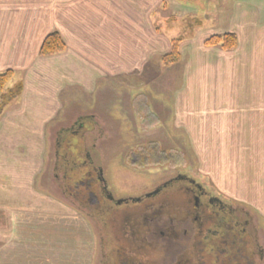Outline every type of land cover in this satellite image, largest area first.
Here are the masks:
<instances>
[{
  "label": "rangeland",
  "instance_id": "374dc122",
  "mask_svg": "<svg viewBox=\"0 0 264 264\" xmlns=\"http://www.w3.org/2000/svg\"><path fill=\"white\" fill-rule=\"evenodd\" d=\"M233 1L164 0L161 7L153 11L150 22L159 30L161 36H166L171 41L169 50L165 51L162 57L148 60L146 69L133 65L130 75L126 73L117 77L116 89L112 86L101 89L100 100L94 105L89 106V101L77 102L72 99L67 101L65 106L63 97H70V94L66 93L75 92V85H63L57 80L59 70L56 65L45 71L43 82L28 84V97L31 95L37 102L41 99L51 101L53 110L60 106L65 107V114L56 117L54 121H66L62 125L63 128L78 121L77 111L80 109L76 108H82L83 111L89 108L86 114L97 116L98 122L104 128V137L99 139L97 154L104 168L107 186L115 198L141 196L168 180L179 169L227 205L243 207L250 212L255 219L259 241L264 245V172L254 175L253 180L259 181L260 184L257 191V186L252 190L255 193L241 189L238 195H227L230 192L225 187L221 188L217 178L219 173L211 169V164L215 165L213 161L220 159V149L208 148V154L205 155L203 134L206 125L196 115L197 112L208 108L204 107V103L206 100L210 103L213 92L219 93L220 98L214 101L212 108L219 107L223 88L218 87L215 91L212 88H217L222 82L223 85L219 86H226L220 79L225 71L224 60H216L217 71L207 70V77L203 73L204 67L210 64V56H213L209 55L212 53L209 49L220 51L219 48L205 46L206 40L212 36L234 34L230 32L233 30L238 32L240 22L251 23L254 25V32L253 29L243 31L245 51L253 55L259 53L264 58V28L260 29L258 25L259 22L264 25V22L257 20V24L253 19H239L238 15L235 18L233 14L259 12L264 18V0H239V4ZM254 37L257 39L252 42ZM175 40L181 41L178 47L179 60L174 64L165 65L162 58L171 51L172 42ZM146 41L148 40L141 32L139 44L142 46ZM147 45H150V39ZM212 63L214 64L213 59ZM190 77H197L192 85ZM145 80L147 82L143 84ZM14 81L13 77L4 94L15 86ZM255 84L264 85L262 81ZM33 88L39 92L35 93ZM231 89L236 91L234 84H231ZM22 92L6 108L19 100ZM57 92L58 101L55 99ZM138 93L142 94L143 99L136 96ZM206 95L208 98L203 99ZM232 96L237 103L234 93ZM28 100L27 98V103L31 101ZM4 113L5 111L0 114V118ZM195 118L197 120H193ZM56 131L52 132L53 136ZM83 134L84 138L70 134L66 138L77 146L88 144L96 138V134L91 130ZM53 140L55 141L51 149L47 147L44 151L40 148H30L20 150L15 155L12 152L5 154L0 151V264H101L102 253H112L115 247L109 241H114L111 231L121 241L124 240V232L127 230H119L123 224L122 217L118 218L121 221L115 222L114 218H111L112 214L107 213V217L101 215V220L106 221L107 225L102 222L94 223L57 190L54 161L55 148L60 141L56 135ZM211 143L215 145L218 141ZM68 150H72L76 155L79 147ZM220 165L217 168H220ZM245 166L246 172L243 176H247L251 170V166ZM167 197L169 200H176L169 192L164 193L162 199ZM179 197L180 205L191 206L192 197L189 199L186 194L181 193ZM183 206L181 208H184ZM110 219L117 227H108L109 221L111 224ZM159 230L161 229H156L155 232L158 233ZM204 235L202 232L200 237ZM166 240L168 239L155 242L157 246L159 244L160 249L154 248L155 252L151 257L160 261L157 264H175L178 259L175 253L180 255L184 250L182 247H175L170 251L164 242ZM102 243L104 247H101ZM198 248L197 246V250ZM156 250L166 251V258L159 260ZM193 251L195 255L189 262L194 261L197 264L196 250ZM147 259L143 258L146 264ZM215 260L216 257L212 256L206 260V264H219L214 262ZM110 263L113 264L114 259L110 260Z\"/></svg>",
  "mask_w": 264,
  "mask_h": 264
},
{
  "label": "crops",
  "instance_id": "0c3cea01",
  "mask_svg": "<svg viewBox=\"0 0 264 264\" xmlns=\"http://www.w3.org/2000/svg\"><path fill=\"white\" fill-rule=\"evenodd\" d=\"M163 3L164 0H0V74L11 71L15 79L13 84L23 86L21 98L6 108L0 118L1 153L15 155L23 149H51L53 138L60 135L66 121H54L65 114V107L53 110L51 101L41 99L37 102L31 95L28 97V84L43 82L45 71L52 65L58 66L60 83L75 85V92L66 93L70 97H63L65 106L72 99L89 101L90 106L99 102L101 89L111 86L116 89L117 77L130 75L133 65L146 69L148 60L162 57L169 50L171 41L161 36L150 19L153 11ZM233 14L235 18L238 15L239 19L248 17L256 23L257 20L264 22L259 12ZM258 25L260 29L264 28L260 22ZM244 29L254 32V25L240 22L238 32L230 31L238 37V45L232 52L209 49L212 52L209 55L215 56H210L214 64L211 59L203 73L207 77V70H216V60H224L225 71L220 79L226 86H219L222 82L212 88L213 91L223 88L219 107L212 108L214 101L220 98L219 93L213 92L210 103L207 100L204 103L208 108L196 114L206 125L203 134L205 155L208 148L220 149V159L213 161L215 165L211 164V169L219 173L217 178L221 188L225 187L230 192L227 195L234 196L241 189L255 193L252 190L257 186V191L260 184L253 180L254 175L264 172V85L255 84L264 83V58L259 53L253 55L245 51ZM52 32L61 36L66 50L59 55L40 58L39 48ZM141 32L146 40L150 39V45H147L148 41L143 47L139 44ZM256 39L254 37L252 42ZM196 80L197 77H190V85ZM231 84L235 85L236 91L231 89ZM33 91L39 92L36 88ZM58 94H55L56 100ZM136 96L143 99L141 93ZM27 98L31 100L29 103ZM204 98H208L207 95ZM76 109L82 110L77 111L79 117L89 111V108ZM53 131H56L54 136ZM213 141L218 144L213 145ZM245 165L251 166L247 176H243Z\"/></svg>",
  "mask_w": 264,
  "mask_h": 264
},
{
  "label": "flooded vegetation",
  "instance_id": "af4514ba",
  "mask_svg": "<svg viewBox=\"0 0 264 264\" xmlns=\"http://www.w3.org/2000/svg\"><path fill=\"white\" fill-rule=\"evenodd\" d=\"M73 124L62 128L58 135L60 143L55 148L54 161L57 190L94 223L107 225L101 220V215L108 213L112 214L114 221L119 222L121 219L118 218L122 217L124 225L119 230H127L123 241L111 231L114 241H109L115 247L112 253H102L101 264H111L113 259V264H146L144 257L148 258V264L160 263L151 255L155 252L154 248L160 249L156 243L164 239H168L164 242L170 251L175 247L184 249L180 255L175 253L178 258L175 264H195L194 261L189 262L195 255L193 249L196 250L197 264H206L212 256L219 264H264V245L259 241L255 219L250 212L243 207L227 205L179 169L168 180L141 196L115 198L107 186L104 168L97 154L104 128L96 115L80 116ZM89 130L96 134V138L85 145L83 140V146L73 145L66 138L68 134L84 138L83 133ZM73 147H79L76 155L68 150ZM168 192L176 200H169V196L162 199ZM180 193L186 194L189 199L192 197L191 206L180 205ZM110 220L108 227H117ZM156 229L161 230L156 233ZM202 232L205 235L201 238ZM99 239H102L101 236ZM101 245L104 247V243ZM157 250L156 256L164 260L167 252Z\"/></svg>",
  "mask_w": 264,
  "mask_h": 264
},
{
  "label": "trees",
  "instance_id": "16d2710c",
  "mask_svg": "<svg viewBox=\"0 0 264 264\" xmlns=\"http://www.w3.org/2000/svg\"><path fill=\"white\" fill-rule=\"evenodd\" d=\"M181 43L180 40L172 42L171 51L162 58V62L165 65H171L179 60L178 47ZM209 48H219L223 52H232L237 47V38L234 34H224L218 36H212L204 43ZM66 50V45L57 32H52L43 40L38 56L40 58L51 57L59 55ZM14 74L11 71H7L0 74V114L10 104L11 101L17 99L22 92V85L16 83L13 88H10L7 94L4 91L7 85L12 81Z\"/></svg>",
  "mask_w": 264,
  "mask_h": 264
}]
</instances>
